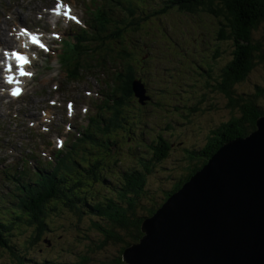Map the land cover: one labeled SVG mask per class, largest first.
I'll use <instances>...</instances> for the list:
<instances>
[{
  "label": "trees",
  "instance_id": "obj_1",
  "mask_svg": "<svg viewBox=\"0 0 264 264\" xmlns=\"http://www.w3.org/2000/svg\"><path fill=\"white\" fill-rule=\"evenodd\" d=\"M84 2L90 31H77L72 58L63 50V66L68 79L78 80L83 71L97 76L102 102L94 101L95 113L63 150L54 151L33 174L23 164L15 171L20 175L12 177L11 191L0 195V248L9 249L18 264L24 258L17 255L14 236L30 233L21 253L36 243L51 248L52 236L58 241L71 225L84 220L100 235H80L89 241L88 252L118 244L112 262L125 264L122 253L144 235L145 218L226 143L256 130L264 116L259 101L264 66L257 83L251 81L264 64V0ZM119 10L124 12L121 19ZM176 10L184 25L168 29L166 19ZM96 34V47L85 49L84 40ZM209 45H215L210 58L204 52ZM98 69L105 78L97 75ZM135 79L145 85L148 98L143 102L134 94ZM251 83L256 92L246 98L238 88L248 90ZM151 117L162 120L157 122L158 134ZM176 118L187 129L204 133L202 145L187 146L184 134L177 145L167 138ZM176 147L182 149L185 168L165 165ZM64 220H70L67 226ZM84 255L75 264L90 260Z\"/></svg>",
  "mask_w": 264,
  "mask_h": 264
},
{
  "label": "rangeland",
  "instance_id": "obj_2",
  "mask_svg": "<svg viewBox=\"0 0 264 264\" xmlns=\"http://www.w3.org/2000/svg\"><path fill=\"white\" fill-rule=\"evenodd\" d=\"M65 1L68 2L67 5L74 9L80 23L63 17V13L54 18L50 16V13L54 14V9L58 8V0H0V33L6 30L7 42L11 43H0L1 49L14 48L18 45L13 35L16 33L14 30L21 25H27L30 29L37 30L43 28L48 32L46 35L51 42L50 50L43 52L35 50L32 53L35 73L34 77L26 79V93L24 95L18 99H12L10 98V90L0 85V182L7 186L11 179L10 174L14 175V172L9 171V167L15 166V171H20L23 168L26 154L30 158L27 160L30 162V168H32L31 165L37 163L33 159L34 155H37L40 162H43L44 157H49L51 153L59 149L61 141H67V138H75L81 130V125L87 122L86 117L95 112L88 92H93L94 88L99 90L100 83H96L93 76H88V79L86 73L83 78L87 80L68 79L65 70L58 63V59L60 64L65 62L62 58L63 55L59 56L64 49L67 51L68 57L72 58L74 51L72 47L75 43L74 38L77 31L85 27L88 28L86 22L89 19L86 10L87 2L85 3L84 0ZM52 8L53 10H49ZM178 12V10H176V13L172 12L174 14L166 19L168 29L182 28L184 25L182 23L184 19L179 17ZM123 13L120 10L118 11V19L123 17ZM155 22L162 25V21L161 23L157 20ZM53 33L59 34V38L53 37ZM63 38H66V40L62 48ZM214 47L215 45H209L208 49L204 51L209 55V58L213 55V52L210 53L209 51ZM89 64L92 65L90 60ZM263 66L264 64L260 65L253 72L251 81L256 82L258 80L257 75L259 74L260 78L264 74V71L262 75L260 73ZM92 83L93 87L91 86ZM89 86L91 88H88ZM253 86L254 84L251 83L247 85L248 90L246 87H239L238 91L244 97L249 98V93L256 92ZM71 100L74 102L73 109L67 107V102ZM259 101L261 102L260 105L264 106V96ZM87 107H89V112L87 111L88 114L85 116L84 112ZM236 112L239 113L240 111L237 110ZM150 121L153 124V132L158 134L160 129L157 128V122L162 123V120L151 117ZM181 122L182 120L179 118L172 122L174 130L170 129L168 131L167 138L177 145L180 143L179 140L182 138L184 141V135H187L189 137L187 146L202 145L201 138L204 133L189 130ZM180 148L176 147L173 150V160L165 165L174 168L183 165L184 168L186 167L187 163H182L183 152ZM197 162L198 159H195L191 164ZM161 170L167 171L163 168ZM193 176L195 174L191 175V177ZM86 217L89 218V216ZM59 220L62 221L63 219L60 218ZM68 221L70 220H64L66 226ZM87 223L89 222L84 220L78 226L71 225L58 241L52 236L55 240L53 245L52 242L46 239L45 242L47 241L52 245L51 248L49 245L36 243L21 253L23 249L21 246L29 245L25 238L30 233L26 231L21 232V236H14L11 240L14 239L13 241L18 243L13 246L19 252L17 255L24 258L22 260L23 264H44L47 259L52 260L49 264H75V262L78 263L79 256L84 254V256L90 258L87 262H83L84 264H113V256L118 254L117 250L121 245L109 244L104 250L93 251L94 253L91 252L90 254L86 249L89 244L86 238L99 239L100 235L90 228V224ZM88 226L89 228L85 229ZM81 234L86 238H83V236L81 240ZM133 244L135 243L127 246V248ZM6 249L0 248V264H18L9 249ZM57 256L58 258H56Z\"/></svg>",
  "mask_w": 264,
  "mask_h": 264
},
{
  "label": "water",
  "instance_id": "obj_3",
  "mask_svg": "<svg viewBox=\"0 0 264 264\" xmlns=\"http://www.w3.org/2000/svg\"><path fill=\"white\" fill-rule=\"evenodd\" d=\"M139 96L145 93L134 82ZM128 264H264V116L143 221Z\"/></svg>",
  "mask_w": 264,
  "mask_h": 264
},
{
  "label": "bare ground",
  "instance_id": "obj_4",
  "mask_svg": "<svg viewBox=\"0 0 264 264\" xmlns=\"http://www.w3.org/2000/svg\"><path fill=\"white\" fill-rule=\"evenodd\" d=\"M5 35H6V30H4L2 33H0V43H2V44H11V43L7 42V39H6V38H8V36H7V35L5 36ZM10 39H11V38H10ZM1 59H2V53L0 52V60H1ZM2 73H3V71H2V69H1V67H0V79H1V75H2ZM0 84H1V83H0ZM51 154H53V153H51ZM35 161H36V160H35ZM26 163H27V166H26V167H27V169H28V172H29V173H32V174L35 172V170H36V166L39 165L38 162H37V163L34 164L33 166L31 165L32 168H30V162L24 159V161H23L24 167H25ZM14 167H15V166H11V167H9V171L14 172V175H15V176L20 175V173L15 172ZM10 176H11V179H10V180H9V178L7 177V179L9 180V182H8V186L5 185L3 182H0V195H2V196L7 195L6 192L11 191V186H12L11 184H12L14 181H13V178H12L13 175L10 174ZM168 199H169V198H168ZM168 199H167V200H168ZM167 200H166V201H167ZM166 201H165V202H166ZM165 202H164V203H165ZM164 203H162V205H163ZM162 205H161V206H162ZM161 206H160V207H161ZM13 208H14V206H13ZM156 212H157V211H156ZM156 212H155V213H156ZM155 213H154V214H155ZM7 214H9V213H7ZM13 214H14V213H13ZM154 214H153V215H154ZM147 218H149V217H147ZM145 219H146V218H145ZM142 225H143V223H142ZM142 233H143V231H142ZM143 234H144V233H143ZM143 236H144V235H143ZM143 236H142V237H143ZM13 240H14V239H13ZM139 241H140V240H139ZM139 241H138V242H139ZM138 242H137V243H138ZM138 244H140V242H139ZM128 248H129V247H128ZM126 249H127V248H126ZM123 253H124V251H123ZM122 259H123V256H122ZM123 260H124V259H123ZM124 262H125V261H124ZM125 264H128V263L125 262Z\"/></svg>",
  "mask_w": 264,
  "mask_h": 264
},
{
  "label": "snow or ice",
  "instance_id": "obj_5",
  "mask_svg": "<svg viewBox=\"0 0 264 264\" xmlns=\"http://www.w3.org/2000/svg\"><path fill=\"white\" fill-rule=\"evenodd\" d=\"M70 18L71 19H75V17H70ZM29 35H30V38H31V40H32L33 43L39 44V40H38V38L35 35H31V34H29ZM39 46L42 47V48L44 47L43 44H39ZM13 56L15 57L16 61L19 64H21V65H23L24 63L27 62L26 59H25V57L22 56V55H18L16 53H13ZM26 74H28V73H25L23 71L21 72V75H26ZM9 79L11 81L12 78L10 77ZM18 94H19V90H16V91L13 92V95H18Z\"/></svg>",
  "mask_w": 264,
  "mask_h": 264
}]
</instances>
